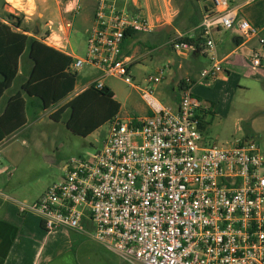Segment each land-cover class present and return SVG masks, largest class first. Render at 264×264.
Segmentation results:
<instances>
[{
  "label": "built area",
  "instance_id": "obj_1",
  "mask_svg": "<svg viewBox=\"0 0 264 264\" xmlns=\"http://www.w3.org/2000/svg\"><path fill=\"white\" fill-rule=\"evenodd\" d=\"M210 1L193 36L210 62L200 82L223 71L214 30L236 27L244 40L261 32L237 20L228 0ZM79 10L76 5L70 13ZM63 27L72 24L64 20ZM148 31L129 0H95L86 53L71 62L70 73L89 65L99 73L98 89L108 77L132 86V61L122 54L125 33ZM180 38L166 45L177 54L194 51ZM263 56L264 41L251 64L260 66ZM168 69H158L141 90L152 115H117L99 150L70 159L61 180L38 199L14 201L18 213L36 216L47 232L86 234L130 264H264V151L254 139L205 143L207 108L193 97L191 79L180 84L177 110L153 106L154 86ZM0 199H7L1 191Z\"/></svg>",
  "mask_w": 264,
  "mask_h": 264
},
{
  "label": "crops",
  "instance_id": "obj_2",
  "mask_svg": "<svg viewBox=\"0 0 264 264\" xmlns=\"http://www.w3.org/2000/svg\"><path fill=\"white\" fill-rule=\"evenodd\" d=\"M77 2V0H54V7L48 10L46 7L45 11L47 10L48 14L46 13L45 27H47V30L42 36H39L35 30L31 32L32 36L25 28L35 9L34 0H0V23L10 26L11 30L16 33L33 37L45 46L69 57L73 62L75 59L82 57L73 55L66 50L70 29H64L63 21L67 20L66 17L71 14L70 11L76 5H79ZM191 2L192 5H188L187 0H129L134 12L146 19L150 25V31L137 33L134 36L135 39L142 36L143 51L149 50L140 53L141 49L136 46V43H129L128 39L123 41L122 54L132 61L130 74L133 83L130 87L133 94L137 95L144 102V105L134 104L131 112H123L122 104L112 92L114 99L120 104L118 116L120 117V114H123L122 119L152 115L153 110L148 106V100L141 95V90L144 89L142 88L144 85H141L144 81L134 71L133 61L145 54L160 52L161 46L163 47L173 38L193 37L195 35L205 11L212 7V3L210 0H191ZM228 2L230 8L234 10L237 20H246L251 26L261 29L259 39L244 40L236 27L230 30H214L213 38L216 44V54L222 64L223 71L207 83L199 81L200 71L210 64L209 59L201 50L197 54L194 51L179 54L173 52V58L168 60V64L174 73V79L169 86L170 101H165L163 93L160 91L158 95L165 103L153 95L152 103L157 108L165 107L174 111L177 110L180 84L186 79H191L193 97L200 102H209V107L201 118L203 122L201 129L205 143H214L211 140L210 133H212V122L215 119L229 121L237 118L236 120L242 123V128L239 130V139H254L259 148L264 151V56L261 59L260 66L255 67L251 64L252 53L260 50L261 42L264 41V0H230ZM16 4H19V7H16ZM69 4L74 6L69 8ZM93 11L94 7L89 14L84 15L81 21L92 22ZM10 16L19 19L20 28L11 26ZM37 17L44 18L43 13L38 12ZM56 22L60 23L58 26L60 31L51 29V26ZM167 29L169 32L166 31ZM24 30L27 32H24ZM88 30H86V33ZM59 32H62L64 37H61ZM138 54L139 56L136 57L135 55ZM201 56L205 59V64L200 62ZM32 67L33 62L29 58L28 49H26L19 58L17 78L10 90L7 91L9 95L0 109V113L4 111L10 97L17 93H20L25 100L27 121L29 112L32 113L33 117L41 113L35 108V102L37 101L27 98L21 89L22 85L28 80ZM69 72V68L66 69V73ZM75 73L72 93L59 103L63 106L72 97L94 85L99 75L96 70L90 72L88 68L82 70V67ZM103 85L107 86L105 79ZM156 86H154V89ZM7 92L4 93L1 100L5 98ZM32 101L34 102L33 106L31 105ZM98 130L88 137L97 133ZM2 193L7 199H0V264H87L81 261L79 252L83 251L82 248L86 242L95 241L86 234L66 229L54 232L45 231L41 221L36 216L19 214L14 203L16 200L8 194ZM85 228L87 230L91 229L89 225H86ZM100 246L102 247V245ZM104 250L110 253L113 252L105 248ZM83 253L86 254L85 251ZM88 254L92 255L90 258L98 264H112L111 261L102 258L97 250ZM112 254L115 255L116 253L113 252Z\"/></svg>",
  "mask_w": 264,
  "mask_h": 264
},
{
  "label": "rangeland",
  "instance_id": "obj_3",
  "mask_svg": "<svg viewBox=\"0 0 264 264\" xmlns=\"http://www.w3.org/2000/svg\"><path fill=\"white\" fill-rule=\"evenodd\" d=\"M77 1L80 10L78 12H71L66 17L72 24L68 43H66V50L73 55L83 57L86 53V30L90 28L92 22L87 23L81 20L86 13L89 14L93 10L95 0ZM34 6L33 15L29 18L25 28L30 33L35 30L39 36H42L47 30V27H45L47 10L54 7V0H34ZM46 7L47 10L45 11ZM38 12H42L44 18L37 17ZM59 25L60 23L56 22L51 26V29L58 31ZM59 33L61 37H64L62 32ZM127 39L129 43H136V46L141 49L140 53L149 50L143 51L142 36L138 37V39ZM164 46H161L160 52L145 54L139 59H134V71L141 76L145 83L141 85H144L142 88L148 85L147 79L149 77H154L157 70L169 65L168 60L173 58V50L166 44ZM135 56L137 57L139 54ZM200 62L206 63L202 56L200 57ZM84 68H88L90 72L95 71L86 65L82 67V70ZM173 79L174 73L170 67V69L165 70L161 83L155 87L152 95L162 101L158 95L161 91L165 101H170L171 92L169 86ZM210 81L203 82L207 83ZM105 82L106 87L115 94L116 99L122 104L123 112H131L134 104L139 106L144 105V102L137 95L133 94L131 87L122 80L108 77L105 78ZM8 95L9 92L0 101V109ZM162 102L165 103L164 101ZM201 103L204 107H209V102L203 101ZM62 106L63 104L54 106L46 112L38 113L35 117L29 112L27 114V125L17 133L8 136L6 138L7 142L1 147L0 190L16 201L31 202L37 199L50 185L58 183L61 180L63 177L62 169L70 159L87 157L95 153L100 149L108 134L109 125L107 123L90 137L74 134L66 126L69 117L68 111L60 115V119H52V115ZM120 117H123V114H120ZM236 119L233 118L229 121L215 119L212 122V133H210L212 142L214 141L217 144H232L235 140L239 139V130L242 128V123ZM102 247L95 242H86L82 248L83 251L79 252L81 261L87 264H98L95 260L92 261L90 258L92 255L88 254L97 250L102 255V258L109 262L111 261L112 264H130L118 255L112 254L113 252H107L104 250L105 247ZM84 251L86 254L83 253Z\"/></svg>",
  "mask_w": 264,
  "mask_h": 264
},
{
  "label": "trees",
  "instance_id": "obj_4",
  "mask_svg": "<svg viewBox=\"0 0 264 264\" xmlns=\"http://www.w3.org/2000/svg\"><path fill=\"white\" fill-rule=\"evenodd\" d=\"M187 4L192 5L191 0H187ZM10 20L13 28H20L19 19L10 16ZM136 34L126 32L124 40L134 38ZM180 41L193 46L195 54L201 50L197 36H183ZM26 49L33 67L21 89L27 98L37 101L35 108L39 112L47 111L57 106L73 91L76 73H66L72 60L33 37L12 31L10 26L2 23H0V100L17 78L18 61ZM65 111L69 112L67 128L78 136L88 137L104 124H109L119 114L120 104L106 86L98 89L91 85L58 109L52 115V119H60L59 116ZM26 124L25 100L20 93L14 94L8 100L4 111L0 113V141L17 133Z\"/></svg>",
  "mask_w": 264,
  "mask_h": 264
},
{
  "label": "clouds",
  "instance_id": "obj_5",
  "mask_svg": "<svg viewBox=\"0 0 264 264\" xmlns=\"http://www.w3.org/2000/svg\"><path fill=\"white\" fill-rule=\"evenodd\" d=\"M15 6H16V7H19V4H16ZM73 6H74V5H72V4H69V6H68V7H69V8H72Z\"/></svg>",
  "mask_w": 264,
  "mask_h": 264
},
{
  "label": "water",
  "instance_id": "obj_6",
  "mask_svg": "<svg viewBox=\"0 0 264 264\" xmlns=\"http://www.w3.org/2000/svg\"><path fill=\"white\" fill-rule=\"evenodd\" d=\"M170 28H171V27H170ZM171 29H172V28H171ZM166 31H167V32H169V30H168V29H167Z\"/></svg>",
  "mask_w": 264,
  "mask_h": 264
}]
</instances>
